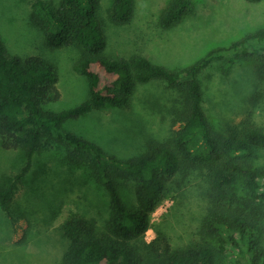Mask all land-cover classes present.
I'll use <instances>...</instances> for the list:
<instances>
[{"label": "trees", "instance_id": "1", "mask_svg": "<svg viewBox=\"0 0 264 264\" xmlns=\"http://www.w3.org/2000/svg\"><path fill=\"white\" fill-rule=\"evenodd\" d=\"M100 3H31V18L50 50H80L74 71L86 78L89 98L70 110L46 111L60 97L55 67L39 56L9 55L0 37V144L7 151H23L26 159L21 172L0 187V208L15 225L11 204L35 155L53 140L67 146L69 162L92 171L110 203L104 229L80 214L66 218L61 229L68 247L60 264H264V125L247 119L218 130L205 108L200 79L216 62L254 61L257 87L249 102L257 104V91L264 85V29L218 47L185 68L170 70L143 55L107 57ZM192 6L193 0H170L158 26L175 27ZM134 14L135 0H113L109 11L113 24L126 26ZM151 81L167 83L179 97L173 100L169 137L150 140L140 156L119 159L62 129L66 120L92 110L128 106L137 86ZM192 181L202 183L207 200L196 237L174 246L166 232L157 230L155 239L145 241L155 210L167 197H181ZM124 182L133 184L132 204L122 194ZM231 253L236 261L229 259Z\"/></svg>", "mask_w": 264, "mask_h": 264}, {"label": "rangeland", "instance_id": "2", "mask_svg": "<svg viewBox=\"0 0 264 264\" xmlns=\"http://www.w3.org/2000/svg\"><path fill=\"white\" fill-rule=\"evenodd\" d=\"M32 1L0 0V37L9 55L39 56L55 67L60 97L49 103L46 111H67L89 98L86 78L74 71L80 50H50L45 45L44 34L31 18ZM46 1L55 6L60 3ZM169 1L135 0L132 22L116 26L109 16L113 0H101L99 17L107 41L104 54L117 60L143 55L157 65L178 70L218 47H228L264 29V0H193L191 11L181 22L162 30L158 17ZM255 66L254 61L230 63L227 59L202 72L205 108L218 130L247 119L264 125V85L257 91V104L249 102L257 87ZM178 94L162 81L140 84L128 106L92 110L66 120L62 129L96 143L110 155L129 160L143 154L150 140L169 137L173 100ZM49 146L35 155L11 204L15 225L0 208V264H60L68 247L61 226L68 216L94 219L99 229L105 228L110 217L107 192L92 171L69 162L65 144L52 140ZM25 164L23 151H7L0 144V187L9 184ZM132 190V183H122L124 199L131 204ZM206 207L202 183L192 181L181 197L169 196L155 210L145 241L155 239L157 230H163L174 246L187 244L196 237ZM228 257L236 261L233 253Z\"/></svg>", "mask_w": 264, "mask_h": 264}]
</instances>
